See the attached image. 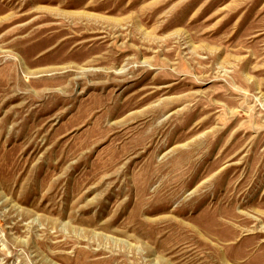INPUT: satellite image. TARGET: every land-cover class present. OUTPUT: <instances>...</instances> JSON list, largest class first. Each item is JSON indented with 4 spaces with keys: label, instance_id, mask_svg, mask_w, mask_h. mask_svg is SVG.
Returning a JSON list of instances; mask_svg holds the SVG:
<instances>
[{
    "label": "rangeland",
    "instance_id": "374dc122",
    "mask_svg": "<svg viewBox=\"0 0 264 264\" xmlns=\"http://www.w3.org/2000/svg\"><path fill=\"white\" fill-rule=\"evenodd\" d=\"M0 264H264V0H0Z\"/></svg>",
    "mask_w": 264,
    "mask_h": 264
}]
</instances>
